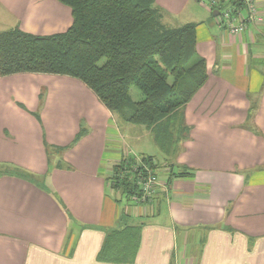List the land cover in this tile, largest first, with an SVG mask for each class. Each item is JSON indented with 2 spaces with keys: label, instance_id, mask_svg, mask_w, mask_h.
Returning a JSON list of instances; mask_svg holds the SVG:
<instances>
[{
  "label": "crops",
  "instance_id": "0c3cea01",
  "mask_svg": "<svg viewBox=\"0 0 264 264\" xmlns=\"http://www.w3.org/2000/svg\"><path fill=\"white\" fill-rule=\"evenodd\" d=\"M192 1L154 3L162 24L185 13L197 25L208 78L185 108L192 129L175 165L188 174L164 179L149 203L122 205L104 179L107 160L143 154L128 139L134 126L119 128L75 79L0 77V171L22 170L0 175V264H111L98 255L124 224L141 227L129 264H264V0L240 36ZM71 24L56 0H0V33Z\"/></svg>",
  "mask_w": 264,
  "mask_h": 264
},
{
  "label": "trees",
  "instance_id": "16d2710c",
  "mask_svg": "<svg viewBox=\"0 0 264 264\" xmlns=\"http://www.w3.org/2000/svg\"><path fill=\"white\" fill-rule=\"evenodd\" d=\"M71 10L62 33L33 35L19 28L0 33V77L39 74L75 79L121 126L144 127L166 162L181 151L192 127L185 108L207 82V65L197 53V25L166 27L155 0H56ZM135 87L141 98L129 95ZM82 135L79 134L78 137ZM169 179L188 174L171 164ZM109 191L135 204L141 182L162 167L153 157L124 151L105 162ZM22 170L0 175L20 176ZM140 226L124 224L107 233L98 258L129 264L135 257Z\"/></svg>",
  "mask_w": 264,
  "mask_h": 264
},
{
  "label": "built area",
  "instance_id": "2783aa9c",
  "mask_svg": "<svg viewBox=\"0 0 264 264\" xmlns=\"http://www.w3.org/2000/svg\"><path fill=\"white\" fill-rule=\"evenodd\" d=\"M207 3L212 14L218 12L217 25L232 36L242 35L249 25L260 21L258 0H207ZM157 184L156 176H147L141 182L143 197L154 195Z\"/></svg>",
  "mask_w": 264,
  "mask_h": 264
},
{
  "label": "rangeland",
  "instance_id": "374dc122",
  "mask_svg": "<svg viewBox=\"0 0 264 264\" xmlns=\"http://www.w3.org/2000/svg\"><path fill=\"white\" fill-rule=\"evenodd\" d=\"M198 1H199V3L201 4V6L203 8L208 10L207 0H198ZM193 5H194V3L191 0L189 6H193ZM209 13H210L209 14L210 19L217 26L218 16H214L210 11H209ZM165 17H166V20H163V24H165L167 27L176 28V27H181V26L185 25V24H183L184 21H185V18H186L185 13H183V14L175 13V14L169 15L168 18H167V15H165ZM129 95L133 99V101H138L141 98V95H140L139 91L133 86H131V88H130ZM134 128H136V129H132L131 128L132 130H129L128 139H130L131 143L134 146H137V147L141 148L140 152H142L144 155L153 156L159 162L160 167H162L161 170L160 169L158 170L160 172L156 176L157 177V181H158V184L156 185V192H157L159 190V185L164 183L163 180L164 179H169L170 170L172 168L171 164H174V161H175L177 155L176 156L175 155L174 156L173 155L172 156L168 155L169 157H167L166 162H165L164 159H163V156L159 152V149L154 144L150 133H146V132L142 133V130H143L144 127L137 126V127H134ZM182 144H183V142H181L179 144V146H181ZM134 149H136V148H134ZM156 192L151 197H148V199H146V197L145 198L141 197V199H137L136 198V200L139 203H143V204L147 203V202L149 203V202L152 201V198L156 197ZM143 196H144V194H143ZM124 201H127V200L122 198V202H123L122 205H125Z\"/></svg>",
  "mask_w": 264,
  "mask_h": 264
},
{
  "label": "water",
  "instance_id": "95a60500",
  "mask_svg": "<svg viewBox=\"0 0 264 264\" xmlns=\"http://www.w3.org/2000/svg\"><path fill=\"white\" fill-rule=\"evenodd\" d=\"M213 15H214V16H217V15H218V12L214 11V12H213Z\"/></svg>",
  "mask_w": 264,
  "mask_h": 264
}]
</instances>
